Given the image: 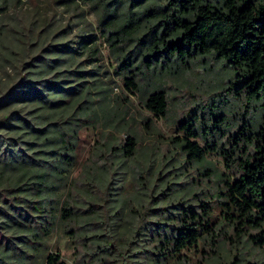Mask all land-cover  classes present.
I'll return each instance as SVG.
<instances>
[{"label": "trees", "instance_id": "obj_1", "mask_svg": "<svg viewBox=\"0 0 264 264\" xmlns=\"http://www.w3.org/2000/svg\"><path fill=\"white\" fill-rule=\"evenodd\" d=\"M151 3L149 0H0V70L7 79L8 71L17 73L18 77L11 85L6 81L0 94V185L4 179L8 183L5 189L17 188L21 193V197L8 196L0 189V264H34L36 257L39 264H65L60 254L49 251L45 238L58 218L66 224L75 223L77 201L57 195L55 190L59 186L53 184L51 177L65 180L64 175L71 173L75 163L69 152L74 146L71 121L83 116L97 121L111 111L103 82L94 79L92 84L85 83L86 75L94 73L86 71L85 66L94 62L98 54V36L92 21L112 50L118 49L124 40L134 39L135 47L151 52L142 58L147 70L153 63L155 68L159 66L169 72L174 63L187 67L198 56L212 55L232 70L231 85L244 90L249 101L264 104V0L216 3L152 0ZM161 51L164 56L158 54ZM119 66L129 93L139 96L143 107L153 115L165 118L168 99L160 85L143 86L139 74H146L137 73L138 66L130 61L124 60ZM18 104L22 106L10 109ZM213 115L220 124L226 123L223 114ZM150 123L147 120L146 126ZM188 125L183 123L181 129L191 137H198L196 130ZM247 125L252 130L242 140L253 152L245 151L246 157L237 163L239 175L232 182L223 179L228 201L224 204L236 238L247 235L253 246L264 251V119ZM179 144L192 162L202 163L210 154L189 139ZM138 145L135 134L129 133L126 143L112 149L128 158L135 154ZM211 149L222 153L226 161L230 156L222 145ZM230 158V163L238 160L234 156ZM87 166L89 177H94L92 165ZM7 171L13 175L5 176ZM79 177L81 183L89 184ZM76 184H67V188L79 192ZM23 192L34 194L35 203L30 205ZM149 208H143L141 221L146 219ZM229 211L234 212V219ZM187 213L183 210L177 220L169 217L168 225H154L155 233L146 228L151 234L135 249L146 256L147 262H186L185 252L196 247L202 238H209L211 245L216 242L214 251L219 247V233L208 223L211 210L207 209L204 217L190 210ZM105 228L111 237V226L107 224ZM138 228L135 235L139 234ZM67 232L78 233L73 228ZM136 250L120 251L122 262H129Z\"/></svg>", "mask_w": 264, "mask_h": 264}, {"label": "rangeland", "instance_id": "obj_2", "mask_svg": "<svg viewBox=\"0 0 264 264\" xmlns=\"http://www.w3.org/2000/svg\"><path fill=\"white\" fill-rule=\"evenodd\" d=\"M149 1L153 5L152 0ZM211 1L216 3L218 0ZM92 25L98 36V54L94 62L85 66L86 71L94 72L93 76L86 75L85 83L92 84L94 79L103 82L111 111L101 120L83 116L70 123L74 146L69 152L75 163L71 173L64 175L65 180L56 177L51 180L59 186L55 190L57 195L77 201V219L75 223L66 224L58 218L45 238L49 251L60 254L65 264H151L135 249L141 247L151 234L146 228L155 233L154 225H168L171 218L182 217L183 210L204 217L205 211L210 209L208 223L219 233V247L214 251L216 242L211 245L209 238H202L196 247L185 252L186 262L168 264H264V251L253 246L247 235L236 238L233 222L226 214L228 201L223 181L232 182L239 175L237 163L246 157L245 151L253 152V148L242 139L249 135L248 130H252L251 125H247L249 122L259 123L264 119V104L249 101L244 90L231 85L234 80L232 70L212 55L198 56L187 67L174 63L170 73L159 66L155 68L153 63L147 70L146 63L142 62L146 51L135 47L134 39L124 40L118 49L112 50L93 21ZM158 54L164 56L162 51ZM83 60L86 61L87 57L84 56ZM124 60L138 66L137 73L146 74H139L143 86L156 83L166 92L168 113L165 118L153 115L143 107L139 96L129 93L119 66ZM8 73L9 79L0 70V94L5 90L6 81L11 85L18 79L17 73ZM20 106L22 104L10 109ZM218 112L226 119L225 124L214 119L213 114ZM147 120L151 121L149 126H146ZM183 123L189 124L188 127L196 130L199 136L188 135L181 129ZM129 133L135 134L139 145L135 154L126 158L112 148L126 143ZM187 139L210 152L204 162H192L187 157L179 144ZM221 145L224 152L238 160L230 163V156L226 161L222 153L211 149ZM88 164L92 165L94 177H89ZM10 175L13 174L9 171L5 174ZM80 175L83 182L89 184L81 183ZM70 183L72 186L76 184L79 192L75 188L70 191L67 188ZM7 184L3 179L0 189L8 196L21 197L17 188L5 189ZM85 188L91 193H85ZM22 195L30 205L35 203L34 194L23 192ZM89 195L93 196L92 199ZM145 206L150 208L146 219L141 221ZM229 213L234 219V212ZM107 224L112 228L111 237L106 232ZM71 228L78 233H68ZM137 228L139 234L135 235ZM249 232L254 234L256 230ZM134 235L135 243H132ZM130 250H136V254L129 262H122L119 252ZM203 255L212 258L205 260ZM36 260L34 264H39V258Z\"/></svg>", "mask_w": 264, "mask_h": 264}]
</instances>
